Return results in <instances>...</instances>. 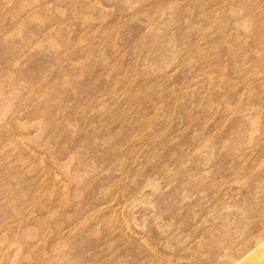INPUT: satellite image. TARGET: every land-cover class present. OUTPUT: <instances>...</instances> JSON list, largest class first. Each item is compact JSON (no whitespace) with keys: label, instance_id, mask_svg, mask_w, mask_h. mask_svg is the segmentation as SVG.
I'll return each instance as SVG.
<instances>
[{"label":"rangeland","instance_id":"1","mask_svg":"<svg viewBox=\"0 0 264 264\" xmlns=\"http://www.w3.org/2000/svg\"><path fill=\"white\" fill-rule=\"evenodd\" d=\"M0 264H264V0H0Z\"/></svg>","mask_w":264,"mask_h":264}]
</instances>
